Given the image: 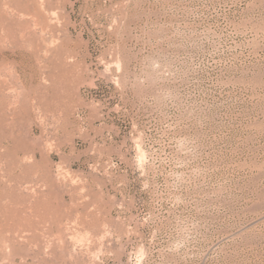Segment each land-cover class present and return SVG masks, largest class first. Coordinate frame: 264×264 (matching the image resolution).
<instances>
[{
	"label": "rangeland",
	"instance_id": "374dc122",
	"mask_svg": "<svg viewBox=\"0 0 264 264\" xmlns=\"http://www.w3.org/2000/svg\"><path fill=\"white\" fill-rule=\"evenodd\" d=\"M0 264H264V0H0Z\"/></svg>",
	"mask_w": 264,
	"mask_h": 264
}]
</instances>
